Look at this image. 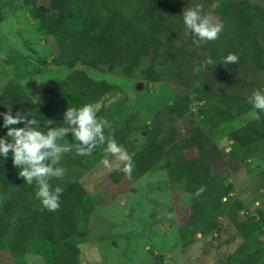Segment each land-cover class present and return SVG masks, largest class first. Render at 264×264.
Listing matches in <instances>:
<instances>
[{
  "label": "trees",
  "instance_id": "1",
  "mask_svg": "<svg viewBox=\"0 0 264 264\" xmlns=\"http://www.w3.org/2000/svg\"><path fill=\"white\" fill-rule=\"evenodd\" d=\"M181 2L49 0L45 9L34 7L32 13L38 27L44 30L45 39L54 41L55 48L50 51L52 63L68 69L65 77L71 102L77 106L101 104L96 110L97 117L108 122L104 130L105 142L97 144L91 154L99 159L112 156L105 149L107 142L114 139L132 156L134 167L131 174L123 171V163L109 174L111 183H119L122 179L137 180L164 158H179L183 151L194 148L196 154L183 170L187 178L181 184L182 190L190 196L187 216L179 226L182 245L192 244L196 234L206 238L216 233L222 237L221 242L232 246L217 264H264V208L254 206V210L248 211L245 188L244 192L239 190L232 198L234 185L227 181L224 173L212 172V152L208 147L211 142L209 134L220 131V126L235 115L253 111L248 103L250 97L239 92L224 93L219 88L217 91L204 87L195 89V98L202 101L198 112L207 134L191 125L186 129V135L177 139L176 125L168 130L155 119L140 127H135L128 118L120 121L104 105L105 99L121 92L120 86L104 78H96L78 67L83 63L91 67L107 63L113 68L119 65L124 53L125 56L132 53L131 59L144 55L150 45L159 41V35L165 29L160 13L175 16L177 22L182 21L179 13ZM2 8L0 23L5 17ZM213 13L215 23H222L223 27L217 39L204 43V56L216 64L225 65V57L234 53L238 61L226 65L253 67L262 71L264 77V6L248 0H218ZM173 50L174 47H167L165 57L173 59ZM53 82L56 85L57 81ZM39 88L55 92L57 86ZM7 107L13 114L17 110L31 111L33 115L38 113L44 128L63 124V121H53L47 106L36 103L16 78L8 79L0 90V112L7 111ZM187 111V104L180 98L169 114L176 120ZM259 117L238 128V134L230 132L226 135L239 147L254 143L264 137V112H259ZM46 120L53 123L45 125ZM137 130L143 136V143L136 149L128 138ZM4 132L5 129L0 128V135ZM81 161L80 156L69 154L62 158L65 176L50 181L53 187L63 188L60 206L49 211L35 196V182L28 185L18 176L19 169L13 167L11 156L0 160V245L18 264H27V253L39 255L42 264H80V245L89 233L90 218L95 210L104 206L103 199L93 196L84 184L83 174L87 166ZM258 177L264 181V169L258 172ZM222 220L228 226L222 227ZM157 259L159 264L164 263L162 257L157 256Z\"/></svg>",
  "mask_w": 264,
  "mask_h": 264
},
{
  "label": "rangeland",
  "instance_id": "2",
  "mask_svg": "<svg viewBox=\"0 0 264 264\" xmlns=\"http://www.w3.org/2000/svg\"><path fill=\"white\" fill-rule=\"evenodd\" d=\"M26 1L0 0V7L3 6L5 11L0 23V90L8 79L16 78L36 103L47 106L52 120L61 123L66 107L78 106L71 102L67 91L65 76L68 69L52 63L50 51L55 48L54 41L45 39L44 30L38 27L32 13L34 7L45 9L49 0ZM217 1L182 0L179 13L182 15L184 8L199 3L203 13L215 23L213 11ZM248 1L264 6V0ZM160 20L165 29L159 35V41L150 45L144 55L131 59L134 55L126 50L129 54L125 56L124 53L119 65L113 68L107 63L94 67L78 64L92 76L120 86L121 92L104 101L120 121L128 118L135 127H140L155 119L168 130L176 125L177 139L184 137L191 125L207 134L198 112L202 101L195 98V89L204 87L217 91L219 88L224 93L239 92L248 97L257 90H264L262 71L253 67L219 65L211 59L212 63H207L209 58L203 51L206 42L195 43L186 33L183 20L177 22L175 16L164 12L160 13ZM167 47H174L173 59L165 57ZM36 69L38 72H34ZM53 81H57L56 85ZM55 86V92L39 88ZM180 98L187 104L188 111L182 118L174 120L169 111ZM252 112L235 115L231 121L222 124L220 131L209 134L211 142L208 143L212 152V172L224 173L227 181L233 183L232 198L239 190L244 192L246 189L244 196L250 212L254 206L264 208V181L258 177V172L264 169V137L239 147L226 134H238V128L254 119ZM67 139L63 142L71 145V150L63 157L67 154L79 157L75 138L69 135ZM128 139L136 149L143 143L139 130ZM195 154L194 148L187 149L183 156L178 155L179 158H164L137 180L122 179L115 184L108 176L124 162L110 155L101 159L92 154L80 156L87 166L84 184L93 196L104 201V206L95 210L90 218L89 233L80 245V264H159L157 256L162 257L163 264H217L232 247L220 241V234L213 233L206 238L196 234L194 242L188 246L182 245L179 235V226L187 216L190 200L181 188L187 178L183 170ZM104 159H108L113 167H106ZM221 223L222 227L228 226L225 220ZM25 260L27 264L43 263L34 253H27ZM0 264H18L2 245Z\"/></svg>",
  "mask_w": 264,
  "mask_h": 264
},
{
  "label": "clouds",
  "instance_id": "3",
  "mask_svg": "<svg viewBox=\"0 0 264 264\" xmlns=\"http://www.w3.org/2000/svg\"><path fill=\"white\" fill-rule=\"evenodd\" d=\"M182 20L186 33L194 38L195 43L217 39L223 27L222 23L212 22L203 13V6L199 3L184 8ZM237 61L238 56L234 53L225 57V64H235ZM207 63L212 61L209 59ZM248 103L252 105L253 117L259 119V112H264V90L255 91ZM7 108V111L0 112V128L5 129L4 134L0 135V160L10 155L11 163L19 169L18 176L24 183L32 185L35 182V196L41 205L49 211H55L60 206L63 188L53 187L50 181L65 176L66 169L61 166V160L71 150V145L63 141L68 140L70 134L76 141V153L88 156L97 144L105 142L104 130L108 122L97 117V110L90 103L66 107L62 116L63 124L47 128L41 126L38 113L33 115L31 111L17 110L13 114L11 108ZM52 123L46 120L44 124ZM15 125L21 126L13 127ZM105 151L124 162L123 171L131 174L134 167L132 156L122 146L112 139L107 142ZM103 163L106 167H113L108 159H104Z\"/></svg>",
  "mask_w": 264,
  "mask_h": 264
}]
</instances>
